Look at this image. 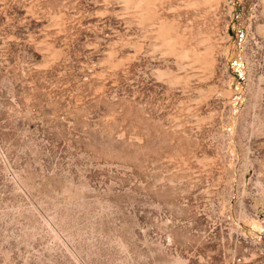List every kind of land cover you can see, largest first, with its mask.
<instances>
[{
	"label": "rangeland",
	"instance_id": "rangeland-1",
	"mask_svg": "<svg viewBox=\"0 0 264 264\" xmlns=\"http://www.w3.org/2000/svg\"><path fill=\"white\" fill-rule=\"evenodd\" d=\"M261 11L0 0V264H264Z\"/></svg>",
	"mask_w": 264,
	"mask_h": 264
},
{
	"label": "bare ground",
	"instance_id": "bare-ground-1",
	"mask_svg": "<svg viewBox=\"0 0 264 264\" xmlns=\"http://www.w3.org/2000/svg\"><path fill=\"white\" fill-rule=\"evenodd\" d=\"M140 1V0H139ZM198 1V0H197ZM200 1V0H199ZM148 3V2H147ZM151 7V6H150ZM153 9V6L151 7ZM150 8V9H151ZM195 10V9H194ZM152 11V10H151ZM262 16H264V0H262V11H261ZM257 32L259 35H261L262 37H264V21L262 24H258L257 26ZM174 33V32H173ZM207 47V46H206ZM210 49V48H209ZM179 51V50H177ZM181 51V50H180ZM205 53V52H204ZM197 56V55H196ZM195 56V57H196ZM207 63V62H206Z\"/></svg>",
	"mask_w": 264,
	"mask_h": 264
}]
</instances>
